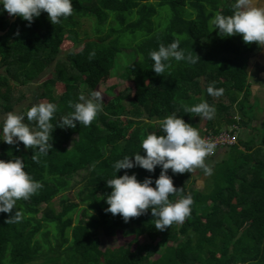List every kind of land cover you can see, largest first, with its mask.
Here are the masks:
<instances>
[{
	"label": "trees",
	"instance_id": "obj_1",
	"mask_svg": "<svg viewBox=\"0 0 264 264\" xmlns=\"http://www.w3.org/2000/svg\"><path fill=\"white\" fill-rule=\"evenodd\" d=\"M234 3L72 0L73 14L54 25L47 12L30 25L7 10L0 14V32L9 29L0 37V116L35 95L37 102L57 105L56 124L73 111L69 101L77 102L81 93L88 96L111 78L125 35L135 37L131 49L136 56L125 68V83L111 88L103 111L89 126H57L52 149L39 163L23 142L17 147L0 140V159L21 157L25 170L43 183L30 199L17 201L23 212L19 222L6 223L11 214L0 213V264H264V134L239 138L236 145L206 159L214 165L209 190L195 187L193 172L168 170L174 185L193 197L191 215L183 223L161 231L154 226L151 209L127 222L104 211V197L111 192L106 180L116 174L113 163L140 150L144 155L142 138L163 134L158 121L165 116L175 112L202 137L234 125L251 128L255 116L249 110L255 104L249 68L261 46L244 42L241 34L223 37L209 25L216 11L231 15ZM84 19L93 22L95 36L88 40L81 37ZM173 40L200 60L172 59L163 74H156L149 52ZM91 53L95 55L90 58ZM53 64L50 76L39 82ZM209 84L223 88V95H209ZM202 100L215 106L213 119L184 111ZM83 171L88 174L76 193L78 202L62 198V209H55L54 200L72 191ZM125 171L136 173L140 181L151 176L155 186L161 167L154 172L121 169L117 176ZM100 232L117 237L119 245L102 247Z\"/></svg>",
	"mask_w": 264,
	"mask_h": 264
},
{
	"label": "clouds",
	"instance_id": "obj_2",
	"mask_svg": "<svg viewBox=\"0 0 264 264\" xmlns=\"http://www.w3.org/2000/svg\"><path fill=\"white\" fill-rule=\"evenodd\" d=\"M260 4L261 0H235L231 15L216 11L211 16L209 25L212 30L218 29L223 37L241 34L244 42H256L264 46V6H258ZM0 5V14L7 10L9 15H18L28 21L29 25L42 12L48 13V19L53 25L74 12L72 0H0ZM179 44L178 40L167 45L160 43L158 49L149 52L154 61L152 69L156 74H163L170 67L172 59L186 60L189 63L200 60L197 54H186ZM94 55L95 53H91L90 58ZM207 93L219 97L223 95L224 89L209 84ZM103 103L100 91L93 90L88 96L81 93L77 102L69 101L73 111L56 124L53 119L57 105L52 102L32 103L26 112L9 111L0 120V140L17 147L23 142L25 148L33 149L32 159L39 163L40 156L48 155L52 149L51 141L57 126L75 128L77 122L89 126L98 113L103 111ZM184 111L208 120L213 119L216 114L215 106L210 105L207 100L186 106ZM158 123L163 134L151 132L142 138L140 148L144 150V155H141L140 150L113 163L116 174L106 180L111 192L104 197L108 205L104 211L113 215L120 214L127 222L151 209L155 228L164 231L173 223H183L191 215L194 203L190 193L185 194L183 188L174 185L168 170L181 174L200 168L205 176L211 175L213 168L206 163V157L214 153L216 144L203 138L197 128L185 122L175 112L160 119ZM157 166L161 167V172L155 178V186L151 176L143 181L137 179L136 173L129 174L128 171L117 176L121 169L141 167L154 172ZM42 187L43 183L25 170L21 157L7 161L0 159V213L11 214L6 223L19 222L23 218V212L17 207V201L30 199ZM170 194H177L179 198L172 201Z\"/></svg>",
	"mask_w": 264,
	"mask_h": 264
},
{
	"label": "rangeland",
	"instance_id": "obj_3",
	"mask_svg": "<svg viewBox=\"0 0 264 264\" xmlns=\"http://www.w3.org/2000/svg\"><path fill=\"white\" fill-rule=\"evenodd\" d=\"M154 1V0H152ZM258 6H264V0H262L261 4ZM167 12L166 10L163 11V18L167 19ZM81 37L84 40H88L89 38H93L94 32H93V22L89 19H84L82 21V26H81ZM138 41L140 40V36H136ZM135 37L131 35H125L124 38L121 40L122 41V46H124L123 53H121L118 57L117 60V67L114 71V74L111 76V78L108 81H105L101 83L97 91H100L102 93V96L104 100H107L109 96H112V91L111 88L115 85H121L125 83V68L131 64L135 59L136 56L134 55L131 46L132 43L134 44L135 42L133 41ZM258 50V51H257ZM255 55L252 57L251 65L249 68V82L252 85V90H253V97L252 101L255 104L253 111L249 110L251 116H255L251 122V128H244L240 127L238 129V140L240 139H252L254 136H259L261 137L264 134V73L263 76L260 75V70H263L264 72V46L260 47V50L256 48L255 50ZM64 54L61 55L60 58H63ZM263 62V66L261 65ZM262 66V67H261ZM261 67V68H259ZM54 69V64L49 68L47 71V74L43 76V78L39 81L41 82L45 77L50 76L51 71ZM263 80V81H262ZM35 88V84L33 86ZM82 89H85L84 86ZM28 101V100H27ZM26 102V101H25ZM24 103V102H23ZM32 103H37V101H34L32 99L31 102H27L25 106H19L17 107L14 111L15 112H20L24 109L27 108V105L32 104ZM22 104V103H21ZM4 115L0 116V120L3 119ZM238 118V117H237ZM257 128V130L255 129ZM227 127L223 129V131H226ZM259 134V135H258ZM219 151V150H218ZM217 151V152H218ZM216 152V154H217ZM215 154V155H216ZM218 156V155H216ZM218 159V157H217ZM218 161V160H217ZM215 162V161H214ZM213 163L211 164V167H213ZM88 172L83 171L79 175L76 176L75 178V184L76 186L74 189L65 195H62L59 198H56L54 200V206L55 209L61 210L63 206L62 198H68L69 201L73 202H78V199L76 198V193L79 190L82 181L84 178H86ZM193 183L195 187L199 189H205L206 190L211 189V183L209 180V176H205L204 172L202 169L197 168L193 171ZM210 184V185H209ZM45 205H43L42 209H44ZM42 216V213L39 215V217ZM78 213L75 214V218H77ZM101 242H102V247H117L119 245V239L117 237L115 238H108L106 235L102 232L99 233ZM55 244V243H54Z\"/></svg>",
	"mask_w": 264,
	"mask_h": 264
},
{
	"label": "built area",
	"instance_id": "obj_4",
	"mask_svg": "<svg viewBox=\"0 0 264 264\" xmlns=\"http://www.w3.org/2000/svg\"><path fill=\"white\" fill-rule=\"evenodd\" d=\"M238 133V127L234 125L226 131L220 132L218 135L212 133L206 134L203 138L209 139L216 144L214 153L208 155L206 159L215 156L216 152L220 149L236 145L238 143Z\"/></svg>",
	"mask_w": 264,
	"mask_h": 264
},
{
	"label": "crops",
	"instance_id": "obj_5",
	"mask_svg": "<svg viewBox=\"0 0 264 264\" xmlns=\"http://www.w3.org/2000/svg\"><path fill=\"white\" fill-rule=\"evenodd\" d=\"M261 2H262V0H261ZM14 18H15V17H14ZM12 20H13V19H12ZM12 20H11V21H12ZM257 51H258V50H257ZM251 61H252V60H251ZM250 65H251V62H250ZM261 65L263 66V62H262ZM262 66H261V67H262ZM261 67H259V68H261ZM259 72H260V75L263 76V73H264L263 70H260ZM249 77H250V75H249ZM262 81H263V80H262ZM34 84H35V87H36L37 84H38V82H36V83H34ZM252 92H253V90H252ZM32 99H33L34 101H36L35 95H33L28 101H26V102L20 104L19 106H25L26 103H27V102H31ZM30 105H31V104L27 105V107L30 106ZM19 106H18V107H19ZM220 152H222V150H219V151L217 152V154H219Z\"/></svg>",
	"mask_w": 264,
	"mask_h": 264
},
{
	"label": "water",
	"instance_id": "obj_6",
	"mask_svg": "<svg viewBox=\"0 0 264 264\" xmlns=\"http://www.w3.org/2000/svg\"><path fill=\"white\" fill-rule=\"evenodd\" d=\"M16 20V17L13 18V20L11 21V23H13ZM9 31V29L5 32H0V37L4 36L7 32Z\"/></svg>",
	"mask_w": 264,
	"mask_h": 264
}]
</instances>
